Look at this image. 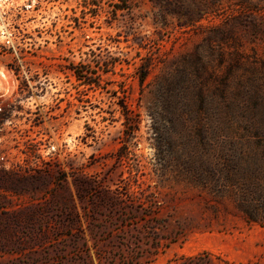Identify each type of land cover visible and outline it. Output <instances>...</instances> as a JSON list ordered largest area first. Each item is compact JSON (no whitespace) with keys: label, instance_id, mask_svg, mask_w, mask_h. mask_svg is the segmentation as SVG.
Returning <instances> with one entry per match:
<instances>
[{"label":"rangeland","instance_id":"1","mask_svg":"<svg viewBox=\"0 0 264 264\" xmlns=\"http://www.w3.org/2000/svg\"><path fill=\"white\" fill-rule=\"evenodd\" d=\"M0 3V63L5 22L52 58L43 128L81 137L36 172L0 164V264H264V226L186 174L264 130V0Z\"/></svg>","mask_w":264,"mask_h":264},{"label":"built area","instance_id":"2","mask_svg":"<svg viewBox=\"0 0 264 264\" xmlns=\"http://www.w3.org/2000/svg\"><path fill=\"white\" fill-rule=\"evenodd\" d=\"M14 9L0 6V18L6 19ZM13 28L4 22V46L15 54L4 55L6 61L0 63V164L7 171L31 173L40 170L51 156H72L81 137H70L61 120L52 129L53 137L43 128L38 110L43 92L46 98L55 81L52 58L17 54L22 43L15 40ZM14 95L19 98L14 100Z\"/></svg>","mask_w":264,"mask_h":264},{"label":"trees","instance_id":"3","mask_svg":"<svg viewBox=\"0 0 264 264\" xmlns=\"http://www.w3.org/2000/svg\"><path fill=\"white\" fill-rule=\"evenodd\" d=\"M146 77L147 75L142 76L141 82H144ZM174 117L175 114L172 119ZM263 131L260 128H248L247 132L256 134V138L225 141L219 146L223 156L217 158L219 160L216 163L209 159L186 173L190 175V184L222 196L232 194L245 220L249 224L262 226H264V139L260 136L264 134ZM213 148L217 147L210 143L209 149ZM229 150L235 154L234 157L226 155Z\"/></svg>","mask_w":264,"mask_h":264},{"label":"bare ground","instance_id":"4","mask_svg":"<svg viewBox=\"0 0 264 264\" xmlns=\"http://www.w3.org/2000/svg\"><path fill=\"white\" fill-rule=\"evenodd\" d=\"M2 2V1H1ZM1 4V3H0Z\"/></svg>","mask_w":264,"mask_h":264}]
</instances>
